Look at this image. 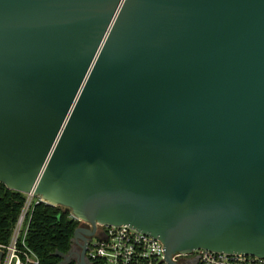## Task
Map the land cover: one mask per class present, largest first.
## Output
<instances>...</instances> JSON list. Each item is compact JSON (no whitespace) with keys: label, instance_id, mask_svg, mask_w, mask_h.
<instances>
[{"label":"water","instance_id":"obj_1","mask_svg":"<svg viewBox=\"0 0 264 264\" xmlns=\"http://www.w3.org/2000/svg\"><path fill=\"white\" fill-rule=\"evenodd\" d=\"M0 184L264 259V0H0Z\"/></svg>","mask_w":264,"mask_h":264},{"label":"built area","instance_id":"obj_2","mask_svg":"<svg viewBox=\"0 0 264 264\" xmlns=\"http://www.w3.org/2000/svg\"><path fill=\"white\" fill-rule=\"evenodd\" d=\"M21 206L7 243L0 244V264H39L37 255L25 239L35 206L43 204L38 197L22 194ZM70 219L77 221L71 214ZM78 222V221H77ZM162 243L126 225H96V238L88 256L93 264H168ZM196 256L199 264H264V259L251 256L214 253L202 249L191 254H175L171 260Z\"/></svg>","mask_w":264,"mask_h":264},{"label":"trees","instance_id":"obj_3","mask_svg":"<svg viewBox=\"0 0 264 264\" xmlns=\"http://www.w3.org/2000/svg\"><path fill=\"white\" fill-rule=\"evenodd\" d=\"M23 195L0 184V244L7 243L16 221ZM70 211L45 204L35 206L26 245L37 255L39 264H59L56 252L67 254L79 222L70 219Z\"/></svg>","mask_w":264,"mask_h":264},{"label":"flooded vegetation","instance_id":"obj_4","mask_svg":"<svg viewBox=\"0 0 264 264\" xmlns=\"http://www.w3.org/2000/svg\"><path fill=\"white\" fill-rule=\"evenodd\" d=\"M77 228L82 229L87 234H81L80 237L70 243V248L67 252L68 264H93L88 256V250L92 241L96 238V230L91 235L92 228L85 223H80ZM61 261L60 259V262ZM179 264H199V262L197 257L192 255L180 259Z\"/></svg>","mask_w":264,"mask_h":264}]
</instances>
